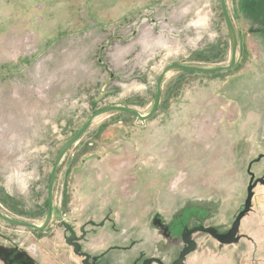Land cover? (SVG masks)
I'll return each instance as SVG.
<instances>
[{
	"label": "rangeland",
	"instance_id": "rangeland-1",
	"mask_svg": "<svg viewBox=\"0 0 264 264\" xmlns=\"http://www.w3.org/2000/svg\"><path fill=\"white\" fill-rule=\"evenodd\" d=\"M227 2L239 37L235 67L184 73L194 88L181 121L173 112L178 89L155 120L160 131L150 146L136 131L131 149L117 148L116 162H76L63 195L55 184V207L76 230L111 219L86 226L83 242L92 255L129 247L112 251L110 264L151 256L171 264L182 249L183 223L227 231L250 184L264 177V33ZM229 49L221 0H0L3 211L41 223L58 152L92 113L126 106L132 95L140 103L145 82L144 102H151L163 68L225 65ZM92 142L88 147L98 145ZM253 191L240 242L221 245L197 233L187 264H264V184ZM65 231L56 220L38 232L0 218V246L25 248L40 264H82Z\"/></svg>",
	"mask_w": 264,
	"mask_h": 264
},
{
	"label": "water",
	"instance_id": "water-1",
	"mask_svg": "<svg viewBox=\"0 0 264 264\" xmlns=\"http://www.w3.org/2000/svg\"><path fill=\"white\" fill-rule=\"evenodd\" d=\"M221 5L226 22V27L229 34L230 49H229V60L227 64L217 65V66H201V65H193L188 63L170 64L165 68H163V70L158 76V80L156 83L155 100L153 102L151 110L148 113L142 114L138 110L124 105H110L92 113L89 116L88 120L86 121L85 125L81 129H79L76 133H74L70 138H68L58 152L57 158L55 160L53 169L50 174V179L48 183V208L42 222L37 224L23 219L12 218L3 211L1 206H0V218L10 225L30 228L39 232L46 230L50 225V223L53 221V219H56L60 223V225L65 228V230L70 232V235L66 238V243L70 246H73L75 254L85 257L83 264H89L88 260L91 258V255L88 253L81 252V245L79 244V238L76 235L75 230L73 229L71 223L65 220L63 215L59 214L54 204V188L56 184L58 170L62 160L70 151V149L82 139V137L91 127L92 123L98 117L111 113H127L136 116L140 121H146L153 118L159 110L162 99L163 84L169 73L176 71H189V72L202 73V74H214V73L232 70L237 62L239 38L233 19L231 17L227 0H221ZM252 180H254V174H252ZM258 183L264 184V177H261L257 179L255 182L250 184L248 188V197L246 199L244 209L236 216L234 222L232 223L228 231L220 232L219 229H217L216 227L205 226V225L195 226L194 228L185 227L181 236L182 249L180 250L178 257L172 262V264H187L188 256L194 253L198 248V243L193 238V236L197 233L208 234L211 237H213V239L218 241L221 245H232L239 243L242 238V234H240L241 224L243 218L252 209V200L254 197L253 189L256 187ZM82 231L84 233V229H82ZM12 255L15 256V258L16 257L22 258L26 256L28 260L27 264H36L35 260L31 258L26 251H20L16 247L7 248L5 246H0V259L3 261L4 264H13V262H15L16 259ZM8 260H10L11 263H8ZM96 260L97 258L94 257L93 261L95 262ZM142 264H167V263H165L159 257L152 256L146 258Z\"/></svg>",
	"mask_w": 264,
	"mask_h": 264
},
{
	"label": "crops",
	"instance_id": "crops-1",
	"mask_svg": "<svg viewBox=\"0 0 264 264\" xmlns=\"http://www.w3.org/2000/svg\"><path fill=\"white\" fill-rule=\"evenodd\" d=\"M232 1L233 9L236 8L238 13L242 15V17H244L249 24H252L253 28H255L254 30H256L257 24L263 25L264 0ZM187 72L189 71H176L168 74L163 84L162 99L159 110L153 118L146 121H140L136 116L127 113H111L98 117L92 123L86 134L82 137L80 140L81 142L79 141L80 144L78 149L73 150V152L77 151L76 157L72 154L66 155L60 164L56 184H62V195L64 194L66 186L67 188L69 187L76 162H82V165H85L86 162H116L113 160V156H116L115 153L118 152L117 148L120 145H124L126 148L131 149L134 143L133 135L136 131H141V133L147 136V144L150 146V144L153 143L154 135H158L160 131L159 121L155 120L160 116L162 107L166 104L167 99L171 97L169 93L171 94L173 92V94H176V90L178 89L180 90L178 97H173L175 100L173 112H179V120L181 121L183 110L187 107L186 100L190 97L191 88H194L190 82L183 80L182 75ZM199 85L207 86L208 84L202 83ZM141 89L142 92L140 95L142 96V101L139 103L138 99L132 95V97L129 98L131 100H129V103L126 106L145 114L151 110L155 99L148 103L144 102L147 100V96L150 91L148 90L147 82L142 85ZM90 140L94 142H92L89 146L94 145L95 142L98 145L88 147L87 142Z\"/></svg>",
	"mask_w": 264,
	"mask_h": 264
},
{
	"label": "flooded vegetation",
	"instance_id": "flooded-vegetation-1",
	"mask_svg": "<svg viewBox=\"0 0 264 264\" xmlns=\"http://www.w3.org/2000/svg\"><path fill=\"white\" fill-rule=\"evenodd\" d=\"M261 30H264V23H263V25L261 26V27H259V28H257V30L256 31H259V33H264V31H261ZM239 38V37H238ZM60 214V213H59ZM64 217V216H63ZM44 218V217H43ZM65 218V217H64ZM43 220V219H42ZM53 220H56V219H53ZM65 220H66V218H65ZM107 220H111L110 218H107L106 219V221ZM57 221V220H56ZM68 221V220H67ZM106 221H102V222H100V223H97V222H95V221H90L88 224H86V225H81L80 227H79V229L78 230H76L75 229V227L72 225V227H73V229L75 230V232H76V235L78 236V238H79V244L81 245V252L82 253H88V254H90L89 252H87V251H85V249H84V247H83V242L85 241V239L88 237V235H89V231L87 230V228H86V226H88V225H91L92 227H103V226H105V222ZM58 222V221H57ZM92 222H95V223H92ZM51 224V223H50ZM58 224H59V227H63V226H61L60 225V223L58 222ZM157 224L160 226H162V225H164L163 224V222H162V220L161 219H159V218H157ZM201 225V224H200ZM195 226H199V225H194V226H190V225H188V224H186V223H183L182 224V229H181V232L183 233V231H184V228L185 227H188V228H194ZM49 227V226H48ZM64 228V227H63ZM166 229H167V234L168 235H171L172 234V231H171V228H170V226L168 225V226H166L165 227ZM48 229V228H47ZM46 229V230H47ZM65 229V228H64ZM82 229H84V233H83V231H82ZM46 230H44V231H41V232H46ZM228 231V230H227ZM39 232V231H38ZM226 232V231H225ZM182 233L180 234L181 236H182ZM70 235V232L69 231H65V233H64V237H65V242H66V238L68 237ZM68 245V244H67ZM71 249H72V251H73V253L75 254V252H74V248H73V246H70V245H68ZM6 247V246H5ZM13 247H16V248H18L20 251H26L27 252V254L31 257V258H33L34 260H35V263L36 264H40L39 263V261H38V258L35 256V255H33V254H31V253H29V251H27L25 248H21V247H19V246H10V247H7V248H13ZM127 249H129V247L128 246H119V245H115V246H112V247H110V249H108L107 251H104V252H101L100 254H97V255H92V254H90L91 255V258L88 260V262H89V264H110V261L108 260V256H109V254L112 252V251H120V250H127ZM76 256H78L80 259H81V262H82V264H83V261L85 260V257L84 256H80V255H78V254H75ZM13 256V255H12ZM14 258H15V256H13ZM94 257H96L97 258V260L94 262L93 261V258ZM152 257V256H151ZM146 258H148V257H146ZM146 258H144V257H142V258H140V259H138V260H136V261H134L133 262V264H142L143 263V261L146 259ZM16 260H15V262H13V264H27L28 262V260H27V257L25 256V257H22V258H18V257H16L15 258ZM174 261V260H173ZM172 261V262H173ZM8 263H11L10 262V260H8ZM172 264V263H171Z\"/></svg>",
	"mask_w": 264,
	"mask_h": 264
},
{
	"label": "built area",
	"instance_id": "built-area-1",
	"mask_svg": "<svg viewBox=\"0 0 264 264\" xmlns=\"http://www.w3.org/2000/svg\"><path fill=\"white\" fill-rule=\"evenodd\" d=\"M72 153H73L72 155L74 156L75 153L74 152H72Z\"/></svg>",
	"mask_w": 264,
	"mask_h": 264
}]
</instances>
